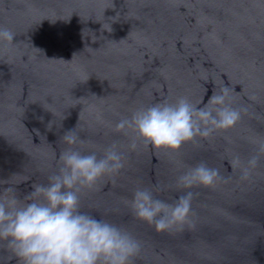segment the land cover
<instances>
[{
    "label": "water",
    "instance_id": "water-1",
    "mask_svg": "<svg viewBox=\"0 0 264 264\" xmlns=\"http://www.w3.org/2000/svg\"><path fill=\"white\" fill-rule=\"evenodd\" d=\"M0 193L22 198L46 183L76 127L85 152L117 143L118 173L81 192V210L122 226L142 244L133 264H264V157L245 165L264 141V0H0ZM227 86L244 109L232 128L198 137L179 151L156 149L115 125L140 107L177 97L206 104ZM200 162L225 179L179 189ZM137 188L161 199L192 191L189 222L171 232L135 218ZM0 264H20L0 246Z\"/></svg>",
    "mask_w": 264,
    "mask_h": 264
},
{
    "label": "clouds",
    "instance_id": "clouds-1",
    "mask_svg": "<svg viewBox=\"0 0 264 264\" xmlns=\"http://www.w3.org/2000/svg\"><path fill=\"white\" fill-rule=\"evenodd\" d=\"M15 34L0 27V42L11 44ZM244 109L233 106L231 90L224 86L213 92L206 104L177 97L140 107L115 125L116 132L135 133L129 149L137 148V139L156 149L177 152L198 137L208 138L216 131L234 127ZM67 147L59 154V166L46 183L32 185L31 191L18 197L12 186L0 193V246L9 250L20 264H133L142 244L122 226L102 216L81 210V192L93 188L104 176L118 173L125 156L117 143L102 153L85 152L74 146L84 144L76 127L61 137ZM264 157V141L256 142V153L241 165L233 158L241 179L247 180ZM225 178L218 168L200 162L190 166L176 179L179 189L212 188ZM192 191L175 198L161 199L155 189L137 188L130 201L136 219L154 226L156 232H171L189 222L192 215Z\"/></svg>",
    "mask_w": 264,
    "mask_h": 264
}]
</instances>
